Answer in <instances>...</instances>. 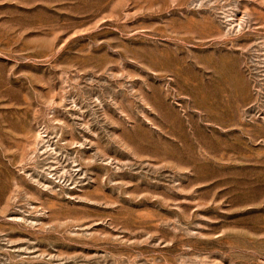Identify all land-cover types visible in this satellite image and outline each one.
<instances>
[{
    "label": "rangeland",
    "instance_id": "rangeland-1",
    "mask_svg": "<svg viewBox=\"0 0 264 264\" xmlns=\"http://www.w3.org/2000/svg\"><path fill=\"white\" fill-rule=\"evenodd\" d=\"M0 264H264V0H0Z\"/></svg>",
    "mask_w": 264,
    "mask_h": 264
}]
</instances>
